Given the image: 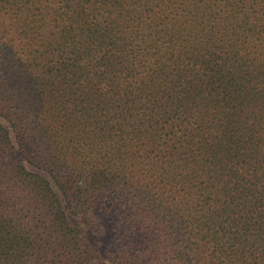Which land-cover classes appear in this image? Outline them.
<instances>
[{
	"label": "trees",
	"instance_id": "1",
	"mask_svg": "<svg viewBox=\"0 0 264 264\" xmlns=\"http://www.w3.org/2000/svg\"><path fill=\"white\" fill-rule=\"evenodd\" d=\"M0 264H264V0H0Z\"/></svg>",
	"mask_w": 264,
	"mask_h": 264
}]
</instances>
